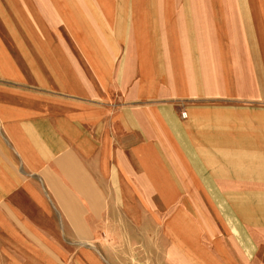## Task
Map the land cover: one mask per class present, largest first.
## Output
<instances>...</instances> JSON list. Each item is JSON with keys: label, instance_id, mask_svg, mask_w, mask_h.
<instances>
[{"label": "crops", "instance_id": "0c3cea01", "mask_svg": "<svg viewBox=\"0 0 264 264\" xmlns=\"http://www.w3.org/2000/svg\"><path fill=\"white\" fill-rule=\"evenodd\" d=\"M152 226L159 264H264V0H0V264Z\"/></svg>", "mask_w": 264, "mask_h": 264}, {"label": "rangeland", "instance_id": "374dc122", "mask_svg": "<svg viewBox=\"0 0 264 264\" xmlns=\"http://www.w3.org/2000/svg\"><path fill=\"white\" fill-rule=\"evenodd\" d=\"M148 233L147 247L141 238H139L138 231L137 236L135 237L134 235L133 238L100 240L101 248L105 251L109 250L108 248L115 250V255L110 256L105 254L103 257L105 260L111 257V264H159L157 263V259L161 258V255H157L155 251L156 226H152L151 230L149 228ZM167 262L169 261L167 260Z\"/></svg>", "mask_w": 264, "mask_h": 264}, {"label": "built area", "instance_id": "2783aa9c", "mask_svg": "<svg viewBox=\"0 0 264 264\" xmlns=\"http://www.w3.org/2000/svg\"><path fill=\"white\" fill-rule=\"evenodd\" d=\"M181 116L182 117H185L186 116V113L183 111V112H181Z\"/></svg>", "mask_w": 264, "mask_h": 264}]
</instances>
